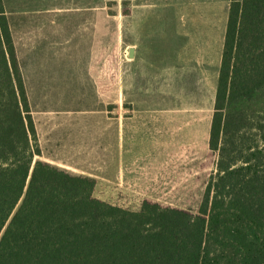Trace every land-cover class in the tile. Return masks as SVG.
I'll use <instances>...</instances> for the list:
<instances>
[{"label":"trees","instance_id":"trees-1","mask_svg":"<svg viewBox=\"0 0 264 264\" xmlns=\"http://www.w3.org/2000/svg\"><path fill=\"white\" fill-rule=\"evenodd\" d=\"M197 213L94 195L41 159L0 0V264H264V0H230Z\"/></svg>","mask_w":264,"mask_h":264},{"label":"rangeland","instance_id":"rangeland-1","mask_svg":"<svg viewBox=\"0 0 264 264\" xmlns=\"http://www.w3.org/2000/svg\"><path fill=\"white\" fill-rule=\"evenodd\" d=\"M149 1L3 0L36 128L40 155L35 159L96 177L94 195L106 202L134 208L148 200L197 213L216 157L204 127L209 128L217 71L200 63L192 70L196 80L178 63L172 77L156 53L149 52L153 57L142 69L128 52L142 36L157 33L162 49L196 37L197 21L215 22L218 29L230 0H195L204 3L198 13L191 0H158L154 12ZM156 21L159 28L152 29ZM171 81L174 92L165 93ZM137 101L146 103L151 157L136 165L142 172L133 174L128 188L117 189L100 178V169L113 151L116 120L134 115ZM169 101L196 103L198 110L165 109ZM197 119L198 133L190 138L188 128Z\"/></svg>","mask_w":264,"mask_h":264},{"label":"crops","instance_id":"crops-1","mask_svg":"<svg viewBox=\"0 0 264 264\" xmlns=\"http://www.w3.org/2000/svg\"><path fill=\"white\" fill-rule=\"evenodd\" d=\"M157 1L158 0L149 1V5L151 6L153 12L159 10V3ZM193 1L195 0H191V3H194ZM205 1V4H207L208 1H211L212 3L217 2L215 0ZM197 3V1L194 3V7H196L197 12L193 13H198L201 8H204L199 7L204 3ZM218 6L219 5H214L213 10H215V12L217 11L220 13V11L217 9L220 8V6ZM133 7H135V1L133 2ZM193 9L195 8H192L191 10ZM226 16L225 20L223 17H220L218 29L216 27L215 22L213 23V25L207 23L206 25L203 24L201 26L199 21H197L198 26L196 37L190 36L185 39H181V43L171 41V43L168 45L169 47L166 49H162V39L158 36L157 33L151 37L142 36L136 38L134 46L132 47L134 48L133 55L135 56L137 66L144 69L146 65L145 62H147L150 57H153V55H149V52H152L156 53L161 58L158 62L160 64L162 63V67H164L165 72H167V70H172V72L170 73L172 77H174L175 75V68L178 63V65H180L184 70L185 76H192V78L195 77L196 80H198L197 73L193 74L192 70L198 69L200 63H202V65L204 66H209L211 69H215L218 75L227 19ZM153 26H155V28H152ZM152 27V29H158L159 23L157 21L154 22ZM193 34L195 33L193 32ZM176 45L177 47H175ZM149 46H152L154 48H151L150 50V48H148ZM180 61L182 62L181 64ZM187 71L190 72V75L186 74ZM137 86L139 85L136 84L135 88H137ZM173 92V82H167V90L165 91V93L172 94ZM213 92L215 94V89L213 90ZM145 104L146 103L144 101H137L136 103H134L133 108L136 113L134 115H131L130 117H125L122 120L117 119L115 128L112 129L115 139L113 151L110 159L106 161V165H104L103 168L100 169V178H102L106 182V184H111L112 187H115L117 189L128 188L130 182L134 179L133 174L139 173L140 175L142 172L141 170H137L136 165L139 166L145 163V161H147L148 158L151 157H148L146 153V141L148 138V130L147 124L145 123V118L143 117L144 111L146 110ZM192 105V102H190V104H182L178 102L174 103L172 101H169V104L165 105V109L171 110L179 107L180 109L190 108L189 110L197 111L198 109L196 103H194V107ZM120 125L121 128H118V126ZM207 126L204 127V131L206 132L209 131V128ZM159 127V121H157V124H155L154 139L158 138ZM193 132L195 136L198 133V119L195 121V123L190 124L188 128V136L190 137ZM125 149L127 150L125 151ZM103 164H105L104 160ZM88 176L90 175L88 174ZM92 177L96 179V177Z\"/></svg>","mask_w":264,"mask_h":264},{"label":"water","instance_id":"water-1","mask_svg":"<svg viewBox=\"0 0 264 264\" xmlns=\"http://www.w3.org/2000/svg\"><path fill=\"white\" fill-rule=\"evenodd\" d=\"M133 52H134V48L130 47L129 48V52H128V55H129L130 58L133 57Z\"/></svg>","mask_w":264,"mask_h":264}]
</instances>
